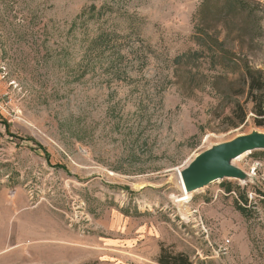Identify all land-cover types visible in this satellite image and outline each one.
I'll return each mask as SVG.
<instances>
[{"label": "rangeland", "instance_id": "374dc122", "mask_svg": "<svg viewBox=\"0 0 264 264\" xmlns=\"http://www.w3.org/2000/svg\"><path fill=\"white\" fill-rule=\"evenodd\" d=\"M249 1L225 29L222 0H0V264H160L162 248L264 264V150L232 161L243 178L173 197L196 156L264 133L245 78L264 75V0ZM187 51L205 55L198 89L174 75Z\"/></svg>", "mask_w": 264, "mask_h": 264}, {"label": "trees", "instance_id": "16d2710c", "mask_svg": "<svg viewBox=\"0 0 264 264\" xmlns=\"http://www.w3.org/2000/svg\"><path fill=\"white\" fill-rule=\"evenodd\" d=\"M220 1V0H219ZM257 6L253 5L251 1L249 0H222V5L218 8L217 7V14L220 16L224 14L225 17H223L222 23L225 29H228V26L230 25V20L227 19L231 16L235 15H243L247 18H252L255 16V10ZM210 11V8H208V3L205 2V5H203L201 10V21L204 24H201L198 28L199 34L206 35L210 39V43L208 44V50L215 49V39L213 36L209 35L208 33V26L205 23V15H208V12ZM231 19V18H230ZM242 28H239L238 31H242ZM210 36V37H209ZM200 40L201 38L199 35L197 36ZM114 45H111L113 50L115 51ZM205 44V43H204ZM120 49L123 47L122 44L117 45ZM110 47V48H111ZM219 50V49H218ZM221 51V50H219ZM222 52V51H221ZM203 51H187L180 55H177L176 57H173L172 59V66L174 67V75L179 71L184 70L186 75V83L193 87V88H200V83L202 81H197L198 77V61L200 58L204 57ZM223 56H226L225 54ZM195 69V71H193ZM178 77V76H177ZM203 77V76H202ZM180 79V77H178ZM245 78L248 79V91L251 93L252 101L254 102V112L257 115L255 118V122L258 126L264 125V75L261 71L254 70L249 66H245ZM258 92L254 94V92ZM237 108L240 109L243 112L242 107L238 104ZM245 113H242V115L239 118L240 122H243L246 118ZM228 190H231V185L229 184L227 186ZM158 262L160 264H194L192 261H190L189 257L185 255L184 253H171L165 248L161 249V253L158 258Z\"/></svg>", "mask_w": 264, "mask_h": 264}, {"label": "water", "instance_id": "95a60500", "mask_svg": "<svg viewBox=\"0 0 264 264\" xmlns=\"http://www.w3.org/2000/svg\"><path fill=\"white\" fill-rule=\"evenodd\" d=\"M256 150H264L262 132L240 136L202 152L181 171V178L187 189L194 192L220 180L243 178V173L232 161Z\"/></svg>", "mask_w": 264, "mask_h": 264}, {"label": "bare ground", "instance_id": "6f19581e", "mask_svg": "<svg viewBox=\"0 0 264 264\" xmlns=\"http://www.w3.org/2000/svg\"><path fill=\"white\" fill-rule=\"evenodd\" d=\"M243 155H241L240 157H242ZM240 157H238L237 159H239ZM181 172H179L178 174H176L175 176V183L177 188L179 189L180 195H174V199L176 202H178L179 206L184 205V203H187L191 198L192 195L194 193V191H189L184 183V181L181 178ZM182 208V207H181ZM189 211L187 208L185 209H181V215L184 218H188L189 217Z\"/></svg>", "mask_w": 264, "mask_h": 264}, {"label": "built area", "instance_id": "2783aa9c", "mask_svg": "<svg viewBox=\"0 0 264 264\" xmlns=\"http://www.w3.org/2000/svg\"><path fill=\"white\" fill-rule=\"evenodd\" d=\"M178 172H181L180 170Z\"/></svg>", "mask_w": 264, "mask_h": 264}]
</instances>
